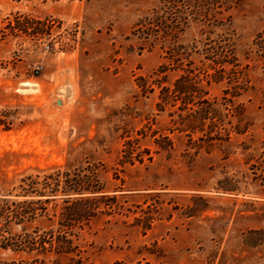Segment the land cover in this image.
<instances>
[{"label":"rangeland","instance_id":"obj_1","mask_svg":"<svg viewBox=\"0 0 264 264\" xmlns=\"http://www.w3.org/2000/svg\"><path fill=\"white\" fill-rule=\"evenodd\" d=\"M74 173V264H264V0H0V241Z\"/></svg>","mask_w":264,"mask_h":264},{"label":"trees","instance_id":"obj_2","mask_svg":"<svg viewBox=\"0 0 264 264\" xmlns=\"http://www.w3.org/2000/svg\"><path fill=\"white\" fill-rule=\"evenodd\" d=\"M194 78H196V76L189 78V80L192 82ZM180 90L184 91L182 89ZM63 174L67 175V172H64ZM25 180V177H23L20 180L21 184L18 186V189L23 193V195L20 196L32 198H49L51 196L44 195L41 192H31L32 195H27V192H25L24 187L22 186ZM94 181L95 183H98L94 174L91 176H81L79 173L75 174L74 178L71 180V182H73V190H68L65 187L60 194L62 197L61 199H63L62 202L70 204L64 209L62 216L69 222V225H62L65 227L55 228L57 233H54V227L51 225H39L38 227L33 228L26 225L21 226V235H19V238L25 241H19L17 244L11 243L9 238H5L4 240L0 241V250L11 254L10 257L0 258V264L78 263L79 260L75 261V257L78 256L76 252H79V249L78 246H74L72 243L73 238L71 235L73 234L67 235L64 230H70L72 232V230H76L77 228L76 226H73L75 222H89L91 219H93L96 214L93 208V205H95L94 202L98 201L100 207L104 206V204L101 203L102 200L107 197L104 195V191H91L88 189V185ZM11 203L15 204L16 208L19 210L17 217H20L19 219L21 221L24 220V206L29 203L28 200L12 201L11 195H3L0 198L1 206L4 205V207H1V211L4 209L9 210ZM99 213L103 214L104 212L100 211ZM5 228L7 229L5 232L11 235L9 232L10 225L5 226L4 229ZM29 232H31V235L28 234ZM69 236H71V238H69ZM74 237H76V235H74ZM50 238L51 240H49ZM51 241H53V243ZM46 244H49V246H46ZM52 245H55V247Z\"/></svg>","mask_w":264,"mask_h":264},{"label":"bare ground","instance_id":"obj_3","mask_svg":"<svg viewBox=\"0 0 264 264\" xmlns=\"http://www.w3.org/2000/svg\"><path fill=\"white\" fill-rule=\"evenodd\" d=\"M24 85H25V86H29V83H25Z\"/></svg>","mask_w":264,"mask_h":264}]
</instances>
